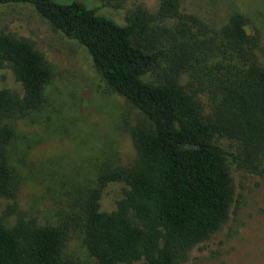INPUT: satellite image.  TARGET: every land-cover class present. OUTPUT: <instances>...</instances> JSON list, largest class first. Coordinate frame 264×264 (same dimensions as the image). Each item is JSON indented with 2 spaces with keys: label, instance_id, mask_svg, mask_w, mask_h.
<instances>
[{
  "label": "trees",
  "instance_id": "obj_1",
  "mask_svg": "<svg viewBox=\"0 0 264 264\" xmlns=\"http://www.w3.org/2000/svg\"><path fill=\"white\" fill-rule=\"evenodd\" d=\"M121 2L123 0H107ZM30 3L55 29L89 52L108 91L136 109L126 122L136 158L102 170L81 198L83 243L95 264H185L190 250L226 222L234 184L217 137L236 142L232 161L264 177V65L256 55L257 31L238 11L215 28L183 12L177 0L126 10L124 23L98 13L88 0H0ZM8 68L22 91L0 88V200H13L16 177L7 145L14 137L1 120L42 106L50 66L27 36L0 28V69ZM187 75L192 90L180 82ZM208 102L205 111L195 95ZM123 182L111 211L100 209L103 189ZM12 207V206H11ZM14 207V206H13ZM0 216V264H69L62 257L69 230Z\"/></svg>",
  "mask_w": 264,
  "mask_h": 264
},
{
  "label": "rangeland",
  "instance_id": "obj_2",
  "mask_svg": "<svg viewBox=\"0 0 264 264\" xmlns=\"http://www.w3.org/2000/svg\"><path fill=\"white\" fill-rule=\"evenodd\" d=\"M159 0H88L98 13L124 23L136 4L154 11ZM180 10L198 15L215 28L233 11L248 19L246 30L259 33L256 50L264 65V0H177ZM0 28L31 38L50 66L41 107L4 117L14 130L7 145L8 164L16 177L14 199L1 198L0 216L6 226L18 218L56 225L65 215L76 224L69 230L62 257L69 264H95L83 243L81 198L106 169L129 166L136 158L126 122L136 109L117 92L108 91L84 45L53 28L30 3L0 5ZM180 82L190 92L189 77ZM22 91L8 68L0 69V88ZM204 110L206 98L197 94ZM227 155L234 184V200L221 228L195 245L185 264H264V177L232 161L236 142L217 137ZM123 182H111L102 192L100 209L111 211L123 196ZM12 206V207H11ZM14 206V207H13Z\"/></svg>",
  "mask_w": 264,
  "mask_h": 264
}]
</instances>
